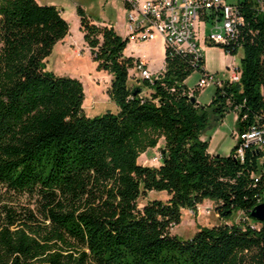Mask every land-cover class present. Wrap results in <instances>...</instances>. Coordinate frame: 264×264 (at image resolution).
Returning a JSON list of instances; mask_svg holds the SVG:
<instances>
[{
    "label": "trees",
    "instance_id": "1",
    "mask_svg": "<svg viewBox=\"0 0 264 264\" xmlns=\"http://www.w3.org/2000/svg\"><path fill=\"white\" fill-rule=\"evenodd\" d=\"M240 83L216 87L209 104L193 103L187 79L205 59L167 50L153 82L130 85L136 59L128 38L98 25L78 6L81 30L99 70L112 76L116 113L90 117L81 80L47 68L71 32L55 5L0 0V264H264V153L245 160L211 154L206 131L236 112L239 132L264 124V12L243 0ZM208 71V70H207ZM135 89H140L134 93ZM199 92L194 97L199 98ZM165 138L159 166L140 156ZM165 191L166 201L139 200ZM240 222L201 227L190 239L173 228L183 210L205 200Z\"/></svg>",
    "mask_w": 264,
    "mask_h": 264
},
{
    "label": "rangeland",
    "instance_id": "2",
    "mask_svg": "<svg viewBox=\"0 0 264 264\" xmlns=\"http://www.w3.org/2000/svg\"><path fill=\"white\" fill-rule=\"evenodd\" d=\"M43 5H55L61 11L64 18L71 27V32L66 40L58 43L51 56L48 58L47 68L61 76H70L81 80L84 85L85 101L84 111L89 116H98L107 112L116 113L118 105L110 98L109 88L113 76L105 71L99 70V63L94 60L89 45L84 40V33L81 30V18L78 14V6H81L98 25L111 23L116 27L118 35L127 38V11L123 0H38ZM236 2V0H229ZM131 45L127 54L132 56L143 55L148 52L139 43L130 42ZM156 55L155 52H153ZM206 69L217 74L219 79L226 78L229 74L228 63L234 60L238 65L244 57V50L239 49L238 54L228 57L225 50L220 46H209L204 49ZM130 85L142 86L144 95H149L150 90L144 86L138 72L134 69L130 72ZM201 78L200 71L196 70L186 81L192 88ZM216 92V87L211 86L199 94V100L203 104L209 103ZM238 132L234 115L231 113L217 126L209 128L205 137L210 140V151L215 154L228 155L235 145ZM162 139V138H161ZM159 140V143L161 141ZM162 152L159 144L155 148H149L142 154L139 162L143 165L159 166L161 161L156 157ZM170 195L165 191H151L147 197L139 200L141 207L152 200L161 199L166 201ZM244 214L241 211L234 213L231 219L222 218L215 209V202L205 200L198 206L197 210H183L182 223L173 228V233L181 239H190L196 235L201 227H213L222 223L232 224L240 222Z\"/></svg>",
    "mask_w": 264,
    "mask_h": 264
},
{
    "label": "built area",
    "instance_id": "3",
    "mask_svg": "<svg viewBox=\"0 0 264 264\" xmlns=\"http://www.w3.org/2000/svg\"><path fill=\"white\" fill-rule=\"evenodd\" d=\"M243 0H123L127 11V38L129 42L146 43L162 39L167 50L191 55L193 63L204 58L209 46H231L239 42L245 17L240 12ZM258 10L264 12V0H254ZM231 55V54H229ZM232 56V55H231ZM142 80L153 82L154 73L144 59H136L131 70ZM206 69V67H205ZM130 70V72H131ZM228 76L219 79L209 71L202 73L198 83L191 88L194 97L211 86H222L225 81L240 83L241 66L234 60L228 65ZM131 76V75H130ZM235 157L245 160L251 147L264 153V124L252 125L245 132H237ZM162 152L156 161H162Z\"/></svg>",
    "mask_w": 264,
    "mask_h": 264
},
{
    "label": "crops",
    "instance_id": "4",
    "mask_svg": "<svg viewBox=\"0 0 264 264\" xmlns=\"http://www.w3.org/2000/svg\"><path fill=\"white\" fill-rule=\"evenodd\" d=\"M103 25H109L111 27H114V29L116 30V27L114 25H112L111 23H102ZM117 31V30H116ZM67 38V37H66ZM66 38L64 40H66ZM141 46L144 47L145 50H147L148 52H145L142 56L139 55V56H130L127 54V51L131 45V43L129 42L128 43V46L124 52V55L126 57H133L134 59H144L145 61H147V64L149 66V68L154 72V73H159L161 72L162 70H164L165 68V62H166V56H167V49H166V46L164 44V41L162 39H157L155 41H151V42H146V43H139ZM153 52L156 53V55L153 54ZM228 57H231V55L229 54H226ZM205 59V57H204ZM231 62L228 63V65L230 64ZM227 65V67H228ZM205 67H206V60H205ZM111 98V97H110ZM198 101L200 102L199 98H198ZM211 102V101H210ZM209 102V103H210ZM201 104H203L202 102H200ZM207 103V104H209ZM206 105V104H204ZM118 110V108H117ZM234 115V120L237 122V119H238V115L236 112L232 113ZM88 115V114H87ZM89 116V115H88ZM92 117V116H90ZM227 118V117H226ZM225 118V119H226ZM165 146V138H162L160 143H159V147H161L162 149L164 148ZM211 152V151H210ZM211 154H214V152H211ZM142 157V155L140 156V158ZM139 158V160H140Z\"/></svg>",
    "mask_w": 264,
    "mask_h": 264
},
{
    "label": "water",
    "instance_id": "5",
    "mask_svg": "<svg viewBox=\"0 0 264 264\" xmlns=\"http://www.w3.org/2000/svg\"><path fill=\"white\" fill-rule=\"evenodd\" d=\"M140 91H141L140 89H135L134 93L136 94ZM191 100L193 103H200L197 97H192ZM251 217L258 221L264 222V202L258 204L253 209V211L251 212Z\"/></svg>",
    "mask_w": 264,
    "mask_h": 264
}]
</instances>
